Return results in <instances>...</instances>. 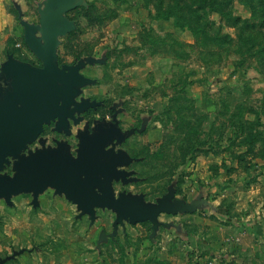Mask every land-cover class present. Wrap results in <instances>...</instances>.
<instances>
[{
    "label": "rangeland",
    "instance_id": "rangeland-1",
    "mask_svg": "<svg viewBox=\"0 0 264 264\" xmlns=\"http://www.w3.org/2000/svg\"><path fill=\"white\" fill-rule=\"evenodd\" d=\"M44 1L0 0V65L11 54L41 66L19 20L38 24ZM250 16L240 0H84L68 13L76 28L59 38L58 64L98 60L82 69L96 82L77 101L103 104L71 123L69 136L51 123L39 139L50 148L64 141L74 154L77 131L114 107L123 130L137 129L109 147L131 159L120 168L130 182L113 181L115 194L155 204L171 191L196 210L160 215L165 226L154 234L149 222L125 223L99 242L112 233V211L98 209L90 225L52 189L37 208L20 194L11 206L0 199V258L24 249L7 264H264V26L257 19L239 34ZM193 24L206 39L187 30Z\"/></svg>",
    "mask_w": 264,
    "mask_h": 264
},
{
    "label": "water",
    "instance_id": "water-1",
    "mask_svg": "<svg viewBox=\"0 0 264 264\" xmlns=\"http://www.w3.org/2000/svg\"><path fill=\"white\" fill-rule=\"evenodd\" d=\"M83 4L84 0H45L38 7V24L19 20L24 44L41 66L20 61L11 54L0 65V199L11 206L13 196L29 194L32 207L37 208L39 195L49 188L76 207L77 218L88 216L90 225L98 209L115 214L112 233L101 231L99 242L113 238L125 223L149 222L154 234L165 226L158 220L160 215L190 214L197 204L176 200L171 191L155 204H146L143 196L115 194L113 181L130 182L129 173L120 168L128 166L131 159L109 147L121 145L133 130L122 132L117 121L107 125L95 122L92 132L86 125L77 131L75 155L64 141L50 148L39 139L44 127L51 123L54 132L69 136L71 123L80 124L82 114L101 105L88 98L77 101L82 89L96 82L85 77L82 69L98 64V60L86 58L72 65L58 64L59 38L76 28L67 14ZM36 141L40 148L28 150ZM7 167L11 168V175L3 174ZM23 253L24 249L12 251L0 258V264Z\"/></svg>",
    "mask_w": 264,
    "mask_h": 264
},
{
    "label": "trees",
    "instance_id": "trees-1",
    "mask_svg": "<svg viewBox=\"0 0 264 264\" xmlns=\"http://www.w3.org/2000/svg\"><path fill=\"white\" fill-rule=\"evenodd\" d=\"M255 0H240L241 4L248 7V9L250 10V18H248L247 20H244L242 22V25L243 27H239V34L241 32H243L244 30L247 31L249 34H250V31L253 30L254 28V25L252 24V22H254V20H260V25L261 27L264 26V5H261V9L259 8V6H257L255 3H254ZM208 6L204 5L203 6V9L206 8ZM228 16L230 20H232V18L230 17V14L227 12V13H224L223 11H221V16ZM240 22L238 20H236L233 24H239ZM180 27L184 28V25H181L179 23ZM187 30L189 32H191V34H193L196 37H200L202 36L203 40L206 39V35H204L203 33H201V31L195 27V25H190L187 27ZM255 35V34H254ZM226 41H227V37L224 38ZM264 47V46H263ZM9 262H12V261H9ZM8 262V263H9ZM7 264V263H6Z\"/></svg>",
    "mask_w": 264,
    "mask_h": 264
},
{
    "label": "flooded vegetation",
    "instance_id": "flooded-vegetation-1",
    "mask_svg": "<svg viewBox=\"0 0 264 264\" xmlns=\"http://www.w3.org/2000/svg\"><path fill=\"white\" fill-rule=\"evenodd\" d=\"M97 102H100L101 105L97 106L95 109L89 108L85 113H91V112H93L94 110L100 108V107L102 106L103 102H102V101H97ZM118 116H119V113H118L117 109L114 108V107H112V108L110 109V112H109V117H110V118H109L107 121H106V119H100V121H103L105 125H107V124H111V123L117 121V127H119V128L121 129L122 132H127V131H129V130H133V129H134V132H136L137 129H135V128L128 129V130H123V129L120 127V123H119ZM84 121H86V120H84ZM100 121H95V122H100ZM92 125H93V123H92ZM92 125H91V126H88V129H89L90 132H92V130H93ZM93 127H94V126H93ZM83 128H84V127H83ZM78 131H79V130H78ZM62 134L64 135V133H62ZM56 142H58V141H57V140H54V146H53V147H56ZM76 148H77V147H76ZM32 149L35 150V149H38V147L31 148V150H32ZM108 149H109V148H108ZM73 155H75V153H74Z\"/></svg>",
    "mask_w": 264,
    "mask_h": 264
},
{
    "label": "crops",
    "instance_id": "crops-1",
    "mask_svg": "<svg viewBox=\"0 0 264 264\" xmlns=\"http://www.w3.org/2000/svg\"><path fill=\"white\" fill-rule=\"evenodd\" d=\"M2 44V48H1V51H5V49H6V45H5V43H1ZM6 56V55H5ZM15 57V56H14ZM16 59H18V60H20V61H23V62H27V61H29V58L28 57H26V59H27V61L26 60H24V59H20V58H18V57H15ZM5 61V60H4ZM29 63V62H28Z\"/></svg>",
    "mask_w": 264,
    "mask_h": 264
},
{
    "label": "built area",
    "instance_id": "built-area-1",
    "mask_svg": "<svg viewBox=\"0 0 264 264\" xmlns=\"http://www.w3.org/2000/svg\"><path fill=\"white\" fill-rule=\"evenodd\" d=\"M17 46H19V47H20V45H17Z\"/></svg>",
    "mask_w": 264,
    "mask_h": 264
}]
</instances>
